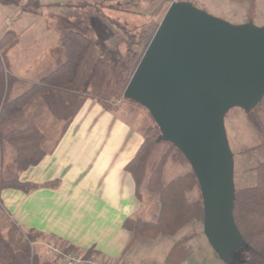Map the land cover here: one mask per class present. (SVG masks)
Returning <instances> with one entry per match:
<instances>
[{
    "label": "rangeland",
    "instance_id": "rangeland-1",
    "mask_svg": "<svg viewBox=\"0 0 264 264\" xmlns=\"http://www.w3.org/2000/svg\"><path fill=\"white\" fill-rule=\"evenodd\" d=\"M173 1L191 2L206 13L231 24L250 22L257 27L264 26V0H254L251 17L247 14L250 8L248 2L233 0H40L39 7L34 12L23 10L22 3L17 6L0 4V31L11 28L20 34L19 44L14 52H10V56L16 54L20 56L19 52H22L26 45H30L28 41L33 37H42L43 43L50 45L64 30L71 29L89 35L93 39V44L83 60L75 85L69 88V92L75 97L68 99L66 96L64 104L76 107L78 100L83 101L88 97L95 101H103L109 106L133 105L136 103L123 96L124 89ZM77 2H87L91 5L78 6ZM68 3L75 5H67ZM5 19L9 20L8 26L4 23ZM25 30L28 33L23 34ZM0 42L1 52L6 48L5 45L11 42V37L4 36L0 38ZM58 47L59 49L51 51L53 60L52 57L41 59L42 48L38 45L33 50V57L16 59V63H19L21 70L24 67L35 68L32 78L37 81L51 67L65 61L64 49L61 44ZM15 69L18 71V68ZM26 86L27 84L20 85L19 91ZM76 95L80 98L78 99ZM50 105H54V102H50ZM139 108L145 113L127 108L129 113L122 112L121 115L129 122L132 117L134 121L136 118L137 125L144 129L153 126L155 123L149 113L143 107ZM29 119L30 115L27 114L26 117L14 122L13 127L24 126ZM223 126L233 156L234 186L256 184V166L262 160V156L258 150L246 152L258 144V136L245 111L240 107L230 108L224 115ZM166 147L165 144L159 145L156 157ZM12 155L13 148L6 145L5 151L1 154L5 178L14 176L16 167L11 160ZM165 166L167 180L183 174L188 169L187 165H178L170 158ZM196 197L199 195L196 194ZM139 201L141 213L138 217L155 220L159 210L157 196L144 190ZM0 235L4 236L18 254H23L29 249L32 253L39 254L41 260L48 257L43 246L47 243L44 242L46 238L38 236L32 244L30 234H27L22 226L1 208ZM127 252L134 256V264H227L214 251L203 232V212L200 213L198 220L188 223L174 235L159 234L154 238H137ZM1 257L6 259L5 253Z\"/></svg>",
    "mask_w": 264,
    "mask_h": 264
},
{
    "label": "crops",
    "instance_id": "crops-1",
    "mask_svg": "<svg viewBox=\"0 0 264 264\" xmlns=\"http://www.w3.org/2000/svg\"><path fill=\"white\" fill-rule=\"evenodd\" d=\"M6 32L11 34V42L5 45V58L7 74L15 80L11 87L13 98L62 63L51 67L36 81L32 78L35 68L21 70L16 59L33 57L34 48L40 45L43 53L40 58L52 57L53 60L51 51L59 49L63 31L50 45L43 43L42 37H33L28 41L30 45L19 52L20 56H10L19 44L20 34L7 28L0 31V38ZM22 84L27 86L19 91ZM66 96L68 99L75 97L65 90L37 95L27 105L22 117L14 121L30 115L28 123L17 129L32 124L37 126L44 134L42 147L45 154L36 165L24 171L15 168L13 175L18 176L19 182L26 183V189H0V208L27 234L46 238L44 242L83 251L93 249L100 256L134 264V256L127 252L133 237L124 223L141 213V204L134 179L126 166L143 143L144 128L137 125L136 118L134 121L132 117L129 122L121 113H129L127 108L145 112L138 104L106 108L88 97L79 101V95H76L78 103L75 107L64 104ZM6 145L0 144L2 177L5 176L1 154Z\"/></svg>",
    "mask_w": 264,
    "mask_h": 264
},
{
    "label": "water",
    "instance_id": "water-1",
    "mask_svg": "<svg viewBox=\"0 0 264 264\" xmlns=\"http://www.w3.org/2000/svg\"><path fill=\"white\" fill-rule=\"evenodd\" d=\"M123 96L142 106L193 170L203 232L226 262L244 244L233 218V156L223 118L264 96V26L231 24L188 1L170 3Z\"/></svg>",
    "mask_w": 264,
    "mask_h": 264
},
{
    "label": "trees",
    "instance_id": "trees-1",
    "mask_svg": "<svg viewBox=\"0 0 264 264\" xmlns=\"http://www.w3.org/2000/svg\"><path fill=\"white\" fill-rule=\"evenodd\" d=\"M233 1L248 2L250 8L247 14L249 17L252 16L254 0ZM0 3L12 6L22 3L23 10L33 12L39 7L38 0H0ZM77 4L91 5L87 2ZM4 36L9 37L11 34L6 32ZM60 43L64 49L65 61L13 98L11 87L15 80L7 74L6 48L0 54V144H8L13 148L12 162L19 172L36 165L44 156L45 151L42 147L44 134L33 124L21 129L13 128L11 124L22 117L27 105L37 95L53 90L69 91V88L75 85L93 39L80 31L68 29L62 32ZM97 101L106 108L110 107L103 101ZM245 113L258 136V144L246 152L258 150L261 152L262 160L256 166V184L235 187L232 214L244 244L238 250L236 260L227 264H264V96ZM143 132V143L126 166V170L134 179L138 199H141L144 190L156 195L159 210L155 220L134 216L125 221L124 227L132 233L131 244L139 237L174 235L188 223L198 220L200 213L203 212L198 181L185 156L171 142L157 140L160 134L157 125L148 126ZM161 144L167 147L156 157V149ZM168 158L178 165H187L188 169L183 174L167 180L165 165ZM9 187L26 189V183L19 182L17 175L10 178L0 176V189ZM196 194L199 197H196ZM29 237L33 239L32 243L36 240L31 234ZM63 247L66 252L78 253L84 258L100 257L93 249L83 251L68 245ZM3 253L6 259L1 257ZM0 264H60V262L48 257L41 260L39 254L32 253L29 249L23 254H18L4 236L0 235Z\"/></svg>",
    "mask_w": 264,
    "mask_h": 264
},
{
    "label": "built area",
    "instance_id": "built-area-1",
    "mask_svg": "<svg viewBox=\"0 0 264 264\" xmlns=\"http://www.w3.org/2000/svg\"><path fill=\"white\" fill-rule=\"evenodd\" d=\"M5 23L9 24V20L6 19ZM43 246L48 257L53 261L60 262V264H123L119 259L104 256L84 258L78 253L66 252L64 247L54 244L45 243Z\"/></svg>",
    "mask_w": 264,
    "mask_h": 264
}]
</instances>
